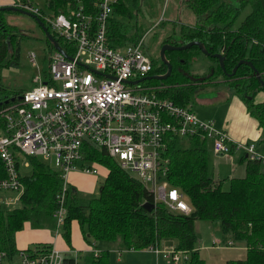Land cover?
Returning <instances> with one entry per match:
<instances>
[{"label": "trees", "instance_id": "obj_1", "mask_svg": "<svg viewBox=\"0 0 264 264\" xmlns=\"http://www.w3.org/2000/svg\"><path fill=\"white\" fill-rule=\"evenodd\" d=\"M78 1L87 10L94 11L95 0H43L40 4L32 0H17L15 4L34 5L39 11L35 14L44 22L43 13H67L68 8L75 7ZM183 1L197 17V21L208 22V25H200L197 28L182 25L176 36L171 35L164 41L181 44L190 39H198L209 53L224 54L223 69L215 57L207 55L215 60V66H209V74L207 66L205 76H195L185 67V62L191 55L181 54V51L190 47L200 51L195 44L184 49H167L164 54L171 64V69L165 79H168L172 72L177 78L168 80L169 84L159 89L158 94L185 104L192 82L202 81L204 84L221 75L219 80L229 84L239 93L247 112L256 119L261 128L259 143L263 148L264 95L256 100L252 96H246L254 95L257 91L263 92L262 85L249 65L244 62L239 63L229 76L224 75V70H230L238 59L243 58L253 64L264 81V0ZM138 3L139 0L114 2L105 31L109 45L117 46L135 41L145 31L143 24L130 22L138 9ZM245 6L248 7L247 11L238 19V13ZM3 11L0 10V68L15 63L14 53L21 38L16 26L5 20ZM46 26L60 46L64 47L60 37ZM44 40L50 52L52 45L45 36ZM150 59V72L165 70V64L160 62L158 57L150 55ZM151 80L157 81L156 78H150L146 82ZM20 92L1 93L0 85V106L9 102L10 97L15 99ZM166 138L163 154L167 157V169L164 178L169 185L175 186L187 197L185 200L190 210L187 213L172 210L162 200L152 199V193L137 178L120 168L103 149L86 146V158L102 163L107 168V173L101 180L95 196H84L70 185L65 187V213L61 222L64 240L68 242V222L75 218L84 238L91 243L104 240L117 243L118 248H142L158 243L162 238H171L176 248L187 253L186 259L180 264H207L197 253L193 224L196 219L217 220L222 234H229L232 240L242 242L245 246L244 257L227 259L223 264H264V163L246 157L243 175L230 177L227 180L228 187L223 189L222 181H214L206 170L209 142L207 138L177 135H169ZM182 139L186 142H182ZM24 157L27 165H22L18 154L14 155L22 184L18 196L20 204L10 209L0 208V249L5 251L6 258H11L17 252L13 235L24 220L33 227H55V217L52 213L56 208L57 194L61 188L59 171L39 160L37 156ZM20 163L24 167L27 166V170H20ZM1 171L0 160V173ZM143 201L152 203V206L147 209L142 205ZM102 251L101 249L97 256L90 255L84 264H109L106 250L104 253ZM65 262L76 263L71 257H66Z\"/></svg>", "mask_w": 264, "mask_h": 264}, {"label": "built area", "instance_id": "obj_2", "mask_svg": "<svg viewBox=\"0 0 264 264\" xmlns=\"http://www.w3.org/2000/svg\"><path fill=\"white\" fill-rule=\"evenodd\" d=\"M115 1L95 0L93 12L77 6L67 13H43L44 22L60 37L61 48L70 58L53 48L44 74L37 70L32 87L0 107V189H22L14 162L16 152L51 162L62 179L52 213L56 223L62 222L65 213L68 172H97V161L85 156L86 146L103 149L120 168L136 173L135 178L152 193V199L184 213L190 206L164 178L167 136L207 138L216 153L242 149L248 158L264 163V153L254 143L231 139L212 120H203L186 104L158 94L155 87L146 84L147 79L136 80L150 71V55L143 47V35L122 45L108 44L106 24ZM21 5L39 13L32 4ZM28 57L35 64L32 52ZM231 242L226 240L225 244ZM221 243L218 238L212 240L215 246ZM146 247L173 264L187 257L173 243ZM90 250L93 256L100 252L95 246ZM17 254V264H66V257L53 244L26 247ZM5 257L0 249V264L11 263L3 262Z\"/></svg>", "mask_w": 264, "mask_h": 264}, {"label": "rangeland", "instance_id": "obj_3", "mask_svg": "<svg viewBox=\"0 0 264 264\" xmlns=\"http://www.w3.org/2000/svg\"><path fill=\"white\" fill-rule=\"evenodd\" d=\"M36 4H40L43 0H32ZM20 3L16 4L19 7L24 8ZM248 7L245 6L241 9L238 13L237 18L239 19L241 15H243L247 11ZM5 20L8 23H12L16 26V31L21 35L19 39L17 49H15L14 59L15 63L7 64L0 68V85H1V93L9 94L11 92H19L25 89L32 87L34 84L33 82V75L36 73L37 70L43 75L44 72L47 70L48 67V56H49V48L46 46L44 40V33L40 27L37 26L36 22L32 19V17L16 12V11H3ZM122 18V17H121ZM123 19V18H122ZM138 24H143L146 28L142 34H140L136 40L139 39L140 36H144L145 42L149 41L150 47L153 49L152 56L156 57V49H159L161 42L164 41L165 38L170 37L171 35L177 34V31L180 26H189L193 28H197L200 25H204L205 27L208 25V22L200 20L197 21V17L194 13L185 5L183 0H139L138 9L134 14V17L130 19L131 24L133 22ZM199 23V24H197ZM202 23V24H201ZM145 43L143 45L145 48ZM152 49H150L152 51ZM147 51V50H146ZM186 51V52H185ZM185 51H181L183 56L186 54L191 55L188 58L187 62H185V67L190 71V73L196 75L202 74L205 76L208 66V74H209V66H215L216 62L212 58H209L206 53L202 51H198L195 48H188ZM34 54V61L35 64H32L29 59V53ZM149 54V53H147ZM151 55V54H150ZM92 66V65H91ZM237 67V66H236ZM164 72V71H163ZM163 72H156V73H163ZM253 73V71H252ZM207 74V75H208ZM202 76H198L202 77ZM221 75L213 78L210 82L201 84L199 82L196 84L190 91V94L187 99L186 105L189 106L192 110L200 114L199 108L202 109V116L203 120H210L211 117L216 122L219 118V115L222 114L221 108H223V103L220 104L219 99H216L213 103H202L201 101L197 100V97L202 96H210L215 93L216 90H226L228 93L233 92L239 95V93L234 91V88L231 87L229 84L222 82L219 80ZM177 78L176 74L172 72L168 79L162 78L157 79V81L146 82V84L155 87L156 91L166 87L169 84L168 80H173ZM155 79V78H154ZM264 95V91L262 92ZM262 94L260 95L258 91L254 95L246 94L247 97H253L254 100L262 98ZM250 95V96H249ZM218 108L214 110L216 107ZM1 107V106H0ZM212 108V109H210ZM1 109V108H0ZM207 111V113H206ZM208 118V119H207ZM182 142H186L185 139H182ZM90 150V148H88ZM241 150L237 151V154H240ZM207 153L210 155L212 152L210 147L207 148ZM18 154V158L20 161L25 159L24 155L20 152H16ZM208 155V156H209ZM236 155V154H235ZM39 160L47 163L50 167L53 168L52 163L47 160L42 159L40 156H37ZM112 158V157H111ZM210 158V156H209ZM113 159V158H112ZM98 164L103 165L100 162ZM104 166V165H103ZM101 166L103 169L104 167ZM20 170H27V166H22L21 163L19 165ZM216 170L212 166V161L209 160L208 163V173L212 176L213 171L215 174ZM220 169L219 171H221ZM238 170V169H237ZM102 172V171H101ZM127 172L135 177L136 173L133 170H127ZM243 173H239L238 171L234 172V175H241ZM222 174L218 175L221 177ZM98 180L95 181L93 185L92 192H83L82 195H93L95 196L98 192V187L100 185L101 180L103 179V175H98ZM67 185L68 181H67ZM221 187L226 189L228 187V181L225 180L222 182ZM19 191L17 190H0V208L2 209H10L14 206H18L20 204L18 199L11 201L9 204H5L3 202L4 199L11 198L14 195H18ZM184 199H187L184 196ZM186 201V200H185ZM194 232L196 235V246L198 248L197 253L198 255L207 261L209 264H223L224 260L231 259V258H242L245 255L244 248L240 247L238 243L233 240L232 245L225 244L226 240L232 241L231 236L229 234H222L218 225L217 220H204V219H196L193 224ZM213 239H220L222 243L218 246L212 244ZM225 238L226 240L224 241ZM171 239V238H165ZM172 240V239H171ZM100 244L97 246H101L103 253L105 250L107 257L111 258L108 260L111 262L114 260V253H117L114 249H107L105 247L109 245H116L117 243L114 242H107V241H100ZM104 243H107L106 246H103ZM171 243V242H170ZM162 244V243H160ZM99 246V247H100ZM101 252V253H102ZM108 252V253H107ZM100 253V254H101ZM105 255V254H104ZM89 258V257H88ZM86 259L85 263L88 261ZM79 263L82 262V259H76ZM20 262L18 254H14L11 258H4L3 262ZM109 262V264H110Z\"/></svg>", "mask_w": 264, "mask_h": 264}, {"label": "crops", "instance_id": "obj_4", "mask_svg": "<svg viewBox=\"0 0 264 264\" xmlns=\"http://www.w3.org/2000/svg\"><path fill=\"white\" fill-rule=\"evenodd\" d=\"M16 1L17 0H0V6L15 4ZM77 6H82L85 11H90L87 10L83 4L79 3V1L77 2V5L75 7ZM75 7L68 8L69 9L68 12H70ZM192 83H193L192 85L193 88L199 82L194 81ZM192 88L191 91H193ZM258 93L260 95L262 94L261 91ZM216 99H219L220 104L223 103L222 104L223 108H221L222 114L219 115V118L217 119L216 122L213 120L214 117L213 118L211 117L210 120H212L213 125L217 128L222 129L233 140L254 143L256 149L264 153V147L262 148V146H260L261 144L259 143V138L261 136V128L258 126L256 119L247 112L242 97L233 92L228 93L226 90H216L215 93L210 96L197 97V100L201 101L204 104L213 103L216 101ZM217 108L218 106L214 110H216ZM192 111L199 118L202 119V116H200V114L202 113V109L199 108L200 114H198L194 110ZM208 146L210 147L212 153L210 155L207 153L206 170L208 173V163L209 160L212 161L213 168L214 169L216 168L218 170H216L215 177L213 176L215 174L214 171L212 176H210L209 173L208 175L214 181L221 180L223 182L225 180H228L230 177H236L234 175L235 171H238L239 173H244V163L247 155L242 149L232 148L230 149L229 152L216 153L211 149L210 141L208 142ZM238 150H241L240 154H237ZM208 155L210 156V158ZM96 166H97L96 173L81 172L79 170L69 171L67 175L68 184L74 187V189L80 194H82L83 192H87V193L92 192L93 185L95 181L98 180L97 176L100 174L103 175L104 178L107 173V168L105 166L98 163H96ZM101 166H103L104 169ZM220 169L222 170L219 171ZM220 174H222V176L218 177V175ZM242 175L243 174L237 176H242ZM0 190H12V189H0ZM18 196L19 194L14 195L11 198L4 199L3 202L5 204H9L11 201L18 199ZM67 233H68V242L64 240L61 223L55 222V227L53 228L49 227L48 225H43L41 227H33L30 225V223L27 220H24L22 222L21 227L14 231V235H13L14 246L17 250H19L31 246L53 244L55 247L59 249V251L62 254H64L65 257L73 258L76 264H84L86 259L90 255L93 256L90 250L92 246H95L96 249L101 251L100 249L101 246L100 245H99L100 247L97 246L96 243L100 244L101 243L100 241H104V240H98L94 243L89 242V240L84 238L83 236L84 234L80 228V225L75 218H71L69 220ZM223 239L225 240V238ZM170 242L173 243L171 239H165V238H162L161 240L158 241V243H162V244L170 243ZM235 242L238 243L239 246L244 248L245 250V246L242 242H237V241ZM106 244L107 243H104L103 246H106ZM232 244H233V240L231 242V245ZM107 246L110 247H105V248L114 249L117 252L114 253V260L111 262L109 261L111 260V258L108 255L107 259L109 258L108 263L110 262V264H173L168 257H164L160 253H155L149 250L146 246L142 248H118V246L116 245H109V244ZM77 258L82 259V262L79 263L76 260ZM205 262L209 264L207 261ZM12 263L13 262H11L10 264Z\"/></svg>", "mask_w": 264, "mask_h": 264}, {"label": "water", "instance_id": "obj_5", "mask_svg": "<svg viewBox=\"0 0 264 264\" xmlns=\"http://www.w3.org/2000/svg\"><path fill=\"white\" fill-rule=\"evenodd\" d=\"M0 10H10V11H17L23 14H26L30 17H32V19L38 24V26L42 29L45 37L47 38V40L51 43L52 47L55 48L56 50L62 52L63 54H65V56L69 57V55H67L64 50L61 48V46L59 45V43L57 42V40L54 38V36L51 34V32L47 29V26L45 25V23L33 12H31L28 9H23L21 7H19L16 4H8V5H1L0 6ZM195 44L200 51H202L203 53H206L207 55H211L213 57H215L220 65V67L223 69V65H222V59L224 54L221 52H212L209 53L203 46L202 41L198 40V39H190L188 41H185L181 44H171V43H162L159 47L158 50V55L161 61H163L165 63V70L163 73H155V74H148V75H144L139 77L136 80H144V79H150V78H156V79H162L165 78L171 69V64L168 60L165 59L164 57V50L165 49H184L189 47L190 45ZM244 62L246 64L249 65V67L252 69L253 73L255 74V77L259 80L260 84L262 85L263 91H264V81L259 77V74L257 73V70L255 69V67L253 66V64L246 59L240 58L238 59L233 66L231 67L230 71L225 72L226 75H230L234 72L236 66L241 63ZM19 96V95H17ZM250 96V95H249ZM11 99H13V97H10ZM6 101V100H4ZM142 205L145 206L147 209L150 208V206H152V203H149L147 201H143ZM12 264H17L16 262H13Z\"/></svg>", "mask_w": 264, "mask_h": 264}, {"label": "flooded vegetation", "instance_id": "obj_6", "mask_svg": "<svg viewBox=\"0 0 264 264\" xmlns=\"http://www.w3.org/2000/svg\"><path fill=\"white\" fill-rule=\"evenodd\" d=\"M144 43H145V45H146L145 48H146V50H147V53H149V55L151 54V56H152V54H153V53H152V52H153V49L150 47L149 41H148V42H145V41H144ZM162 43H170V42H165V41H164V42H161V44H162ZM161 44H160V45H161ZM171 44H174V43H171ZM175 45H177V44H175ZM159 47H160V46H159ZM150 49H152V51H151ZM158 50H159V49L157 48V49H156V52H157V53L155 54V55H156V58L158 57L159 61H160V62H163V61H161L160 58H159ZM165 50H167V49H165ZM165 50H164V52H165ZM153 57H154V56H153ZM164 57H165V54H164ZM165 59L168 60L166 57H165ZM163 63H164V62H163ZM164 64H165V63H164ZM165 67H166V66H165ZM230 69H231V68H230ZM228 71H230V70H224V75H226L225 72H228ZM148 74H155V72H150V71H149V72L147 73V75H148ZM227 76H229V75H227Z\"/></svg>", "mask_w": 264, "mask_h": 264}]
</instances>
